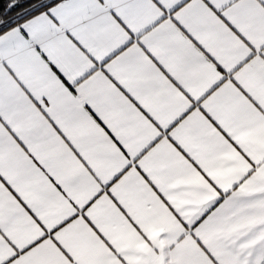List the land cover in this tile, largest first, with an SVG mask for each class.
Listing matches in <instances>:
<instances>
[{
  "label": "snow or ice",
  "instance_id": "snow-or-ice-1",
  "mask_svg": "<svg viewBox=\"0 0 264 264\" xmlns=\"http://www.w3.org/2000/svg\"><path fill=\"white\" fill-rule=\"evenodd\" d=\"M0 264H264V0H0Z\"/></svg>",
  "mask_w": 264,
  "mask_h": 264
}]
</instances>
